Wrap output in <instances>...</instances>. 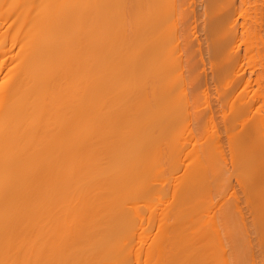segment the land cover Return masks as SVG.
<instances>
[{"label":"bare ground","instance_id":"1","mask_svg":"<svg viewBox=\"0 0 264 264\" xmlns=\"http://www.w3.org/2000/svg\"><path fill=\"white\" fill-rule=\"evenodd\" d=\"M263 108L264 0H0V264H264Z\"/></svg>","mask_w":264,"mask_h":264},{"label":"rangeland","instance_id":"2","mask_svg":"<svg viewBox=\"0 0 264 264\" xmlns=\"http://www.w3.org/2000/svg\"><path fill=\"white\" fill-rule=\"evenodd\" d=\"M252 86H253V87H252V90H254V89L256 88L255 84H253ZM251 92H252V91H251ZM251 92H250V93H251ZM227 109H228V110H227ZM230 109H232V108H226V110H225V113H226V116H227V117H228V115L230 114V112L232 111V110H230ZM233 109H234V108H233ZM263 109H264V108H263ZM229 110H230V111H229ZM233 111H234V110H233ZM261 112H263V110H262ZM231 113H232V112H231ZM233 113H234V112H233ZM231 115H232V114H231ZM229 116H230V115H229ZM231 117H233V116H231ZM231 117H230V118H231ZM238 122L240 123V121H238ZM238 122H237V124H238ZM237 126H238L237 128H240L241 125L238 124Z\"/></svg>","mask_w":264,"mask_h":264}]
</instances>
